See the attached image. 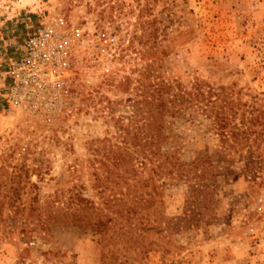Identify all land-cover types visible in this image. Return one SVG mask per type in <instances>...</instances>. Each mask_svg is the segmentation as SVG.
<instances>
[{
  "label": "rangeland",
  "instance_id": "obj_1",
  "mask_svg": "<svg viewBox=\"0 0 264 264\" xmlns=\"http://www.w3.org/2000/svg\"><path fill=\"white\" fill-rule=\"evenodd\" d=\"M140 16L156 22L175 88L199 81L224 91L238 104L235 123L251 109L263 113L242 147L262 159H237L234 175L216 168L208 212H189L184 184H143L150 225L131 227L105 210L95 186L91 161L101 153L92 150L113 130L90 94L133 67L116 59ZM171 122L183 160L223 150L203 115ZM249 162L258 173L243 171ZM0 167V264H264V0H0ZM14 167L29 174L17 213L7 207ZM71 191L114 218L105 235L70 217L48 219Z\"/></svg>",
  "mask_w": 264,
  "mask_h": 264
},
{
  "label": "trees",
  "instance_id": "obj_2",
  "mask_svg": "<svg viewBox=\"0 0 264 264\" xmlns=\"http://www.w3.org/2000/svg\"><path fill=\"white\" fill-rule=\"evenodd\" d=\"M141 17H138L134 33L126 43L123 42L116 59L123 65L132 62L133 67L127 70L123 68L121 74L106 75L101 84L103 92L90 94L91 108L100 112L107 126L113 130L108 131L111 133L109 138L101 141V150H92L93 153H101V158L91 161L95 186L101 184L102 189L98 193L105 210L113 216H125L126 222H131V227H135L136 220L143 227L150 225L148 209L151 201L147 202L139 192L143 184L148 187L162 178L173 185L184 184L187 186L189 212L194 213L197 209L208 212L214 185L219 178L216 168L223 165L221 167L228 174L234 175L239 169L234 165L237 159H262L260 152L252 149L242 151V147L256 133L253 127L261 118L258 114L263 113L257 111L254 114V109H251L239 114V121L235 123L238 104L224 91L199 81L188 89L175 88L162 70L166 46L158 40L156 22ZM113 90L126 98H117L113 102L105 93ZM118 107L121 108L120 112L117 111ZM198 114L210 120L211 134L217 138L223 150L198 154L192 160L185 161L182 158L185 144L180 136L171 134L169 125L176 119L191 121ZM218 154L221 157L217 159ZM13 169L15 172L10 175L12 195L7 200V207L17 213L20 209L17 204L19 191L23 188L21 174L24 173L26 179L29 174L28 169ZM258 169L253 162L243 167L248 175L258 173ZM144 195L151 196V193L145 192ZM65 201L48 211L50 221L70 217L73 223L82 222L103 235L111 228L114 218L103 220V211L79 192L71 191ZM29 209L36 210L32 205ZM151 222L159 223L156 220ZM124 227L127 225L124 224ZM126 229L133 230L130 227Z\"/></svg>",
  "mask_w": 264,
  "mask_h": 264
},
{
  "label": "built area",
  "instance_id": "obj_3",
  "mask_svg": "<svg viewBox=\"0 0 264 264\" xmlns=\"http://www.w3.org/2000/svg\"><path fill=\"white\" fill-rule=\"evenodd\" d=\"M6 99H7V96H5L4 101H6V102H9L10 101L9 99L8 100H6Z\"/></svg>",
  "mask_w": 264,
  "mask_h": 264
}]
</instances>
